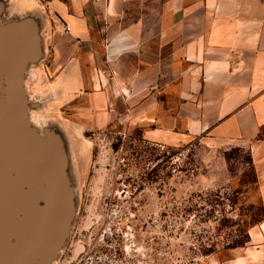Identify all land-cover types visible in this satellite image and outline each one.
I'll list each match as a JSON object with an SVG mask.
<instances>
[{"label": "crops", "instance_id": "1", "mask_svg": "<svg viewBox=\"0 0 264 264\" xmlns=\"http://www.w3.org/2000/svg\"><path fill=\"white\" fill-rule=\"evenodd\" d=\"M14 4L41 47L25 76L30 102L38 96L49 113L69 109L85 130L118 123L154 143L202 138L248 148L264 206V0ZM219 264H264V218Z\"/></svg>", "mask_w": 264, "mask_h": 264}, {"label": "rangeland", "instance_id": "2", "mask_svg": "<svg viewBox=\"0 0 264 264\" xmlns=\"http://www.w3.org/2000/svg\"><path fill=\"white\" fill-rule=\"evenodd\" d=\"M14 2L0 0V28L25 18ZM37 61H28L25 90ZM37 97L26 94L27 118L58 143L69 186V228L51 264H219L264 218L248 148L154 143L118 123L85 130L69 109L49 113Z\"/></svg>", "mask_w": 264, "mask_h": 264}, {"label": "water", "instance_id": "3", "mask_svg": "<svg viewBox=\"0 0 264 264\" xmlns=\"http://www.w3.org/2000/svg\"><path fill=\"white\" fill-rule=\"evenodd\" d=\"M40 48L25 18L0 28V264H51L69 228L63 155L27 122L22 79Z\"/></svg>", "mask_w": 264, "mask_h": 264}, {"label": "bare ground", "instance_id": "4", "mask_svg": "<svg viewBox=\"0 0 264 264\" xmlns=\"http://www.w3.org/2000/svg\"><path fill=\"white\" fill-rule=\"evenodd\" d=\"M23 81H24V79H22V89H23V92L25 93V88H24ZM27 122L29 123L28 120H27ZM32 130H33V131L35 132V134L37 135L39 141L42 142V137L40 136V134H39L37 131H35L33 128H32ZM45 137H46V141H47L49 138H51L50 134H48V133L45 134ZM48 141L50 142V140H48ZM42 143H43V142H42Z\"/></svg>", "mask_w": 264, "mask_h": 264}, {"label": "built area", "instance_id": "5", "mask_svg": "<svg viewBox=\"0 0 264 264\" xmlns=\"http://www.w3.org/2000/svg\"><path fill=\"white\" fill-rule=\"evenodd\" d=\"M69 30V28H67Z\"/></svg>", "mask_w": 264, "mask_h": 264}]
</instances>
